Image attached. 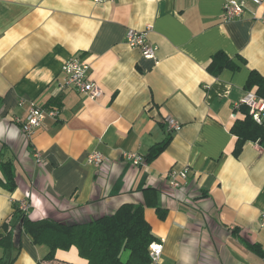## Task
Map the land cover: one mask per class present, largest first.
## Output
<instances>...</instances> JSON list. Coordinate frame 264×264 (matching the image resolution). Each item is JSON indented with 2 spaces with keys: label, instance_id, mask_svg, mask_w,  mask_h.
<instances>
[{
  "label": "crops",
  "instance_id": "0c3cea01",
  "mask_svg": "<svg viewBox=\"0 0 264 264\" xmlns=\"http://www.w3.org/2000/svg\"><path fill=\"white\" fill-rule=\"evenodd\" d=\"M228 1L0 0V163L13 162L17 181L13 193L0 183V227L23 202L32 220L65 224L142 204L164 247L160 264H264L250 248L264 250V149L248 142L237 158L231 133L243 118L235 107L250 92V73L264 77V0L226 22ZM148 28L158 62L126 43L129 30ZM220 52L239 69L211 73ZM72 58L90 63L102 97L62 88V68ZM32 104L59 115L30 140L21 122ZM167 117L181 129L170 130ZM167 138L150 163L133 167L123 157L146 158ZM93 152L110 162L90 165ZM15 241L21 250L0 247V259L38 264L49 252L26 234ZM48 264L87 261L72 247Z\"/></svg>",
  "mask_w": 264,
  "mask_h": 264
},
{
  "label": "trees",
  "instance_id": "16d2710c",
  "mask_svg": "<svg viewBox=\"0 0 264 264\" xmlns=\"http://www.w3.org/2000/svg\"><path fill=\"white\" fill-rule=\"evenodd\" d=\"M229 69L237 71L239 67L223 52L217 53L208 70L215 76ZM248 91L255 92L264 98V77L252 71L247 82ZM242 117H238L231 133L238 140L234 156L239 157L246 143H258L264 149V124H257L249 113V109L241 106L237 109ZM171 138L152 147L145 160L150 163L157 159L169 146ZM141 155V154H140ZM0 183L13 193L17 188L16 173L12 161L0 163ZM11 220L0 227V247L6 254L20 246L16 243V233L28 235L34 245H46L49 252L38 264H48L56 260L59 250L69 251L76 247L87 264H151L149 252L151 246L160 241L153 233L145 216L146 207L142 204L127 203L120 206L111 215L100 216L86 223H61L51 218L32 220L28 212L15 204ZM159 217L165 219L166 211L157 209ZM250 248L264 259V250L259 244ZM19 251L21 247L18 248ZM128 253L127 260L124 255ZM10 259V258H9ZM0 259V264H13L15 258Z\"/></svg>",
  "mask_w": 264,
  "mask_h": 264
},
{
  "label": "built area",
  "instance_id": "2783aa9c",
  "mask_svg": "<svg viewBox=\"0 0 264 264\" xmlns=\"http://www.w3.org/2000/svg\"><path fill=\"white\" fill-rule=\"evenodd\" d=\"M89 1L94 3H105L113 0ZM250 2L255 5H261L263 0H229L224 5V21L227 22L241 18L245 12L247 4ZM150 29L151 28H148L145 31L129 30L126 35V43L131 48L142 50L145 58L158 62V47L148 40V32ZM62 71L65 75L62 88L74 89L91 99H98L104 95L100 86L90 77L91 65L88 61L79 58H72L64 64ZM241 106H245L249 109L250 115L257 124H264V98L260 97L255 91H250L238 104H236L235 109L237 110ZM58 115L59 112L55 109L42 108L36 104H32L26 119L21 122V130L28 139L31 140L34 134L43 127L46 119H55ZM165 122L172 131H179L181 129L180 123L172 117H167ZM37 157L40 159L41 155L37 154ZM123 157L133 167H139L145 161V158L142 155L135 152H126L123 154ZM87 161L90 165L100 167L110 162V159L99 152H93L88 154ZM188 174L189 169L187 168L180 174V176L186 180L188 179ZM170 185L175 188L180 186L178 180L174 176H171ZM20 209L24 212H28L29 206L26 202H23L20 204ZM261 226L264 227V214L262 215ZM163 249L164 247L161 241H158L151 246L149 252L151 264H160Z\"/></svg>",
  "mask_w": 264,
  "mask_h": 264
}]
</instances>
